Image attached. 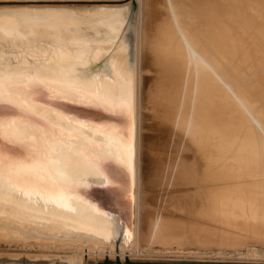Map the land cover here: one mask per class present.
<instances>
[{
	"label": "bare ground",
	"instance_id": "bare-ground-1",
	"mask_svg": "<svg viewBox=\"0 0 264 264\" xmlns=\"http://www.w3.org/2000/svg\"><path fill=\"white\" fill-rule=\"evenodd\" d=\"M0 1V41L13 26L93 37L118 43L115 63L127 70L134 35L135 88L131 234L117 247L100 229L0 206V247L32 251L0 252V264L138 263L142 251L264 244V0H137L133 34L131 0ZM151 20L162 53L147 61Z\"/></svg>",
	"mask_w": 264,
	"mask_h": 264
},
{
	"label": "water",
	"instance_id": "water-1",
	"mask_svg": "<svg viewBox=\"0 0 264 264\" xmlns=\"http://www.w3.org/2000/svg\"><path fill=\"white\" fill-rule=\"evenodd\" d=\"M11 28L0 41V206L100 229L118 247L134 220V35L120 70L118 43Z\"/></svg>",
	"mask_w": 264,
	"mask_h": 264
},
{
	"label": "rangeland",
	"instance_id": "rangeland-1",
	"mask_svg": "<svg viewBox=\"0 0 264 264\" xmlns=\"http://www.w3.org/2000/svg\"><path fill=\"white\" fill-rule=\"evenodd\" d=\"M144 36H145V38H146L145 40L147 42V46H146L147 56H148L147 61H151L152 60L151 56L154 57V55H155L154 52L162 53V50L160 49V47H161L160 42L158 40L159 34L157 31V25H155V23H152V20H151V24L144 26ZM149 52H151V54H149ZM147 61H145V63ZM143 64H144V62H143ZM142 68H143V66H142ZM142 152H144V149H142V147H141V153ZM141 246H142V244H141ZM28 251H29L28 249L15 248V247H9V246L0 247V252H28ZM29 252H32V251H29ZM138 253L139 252H136L135 256L137 255V256L141 257V255H142V257L145 256V258H146V260H140V262H144V261H147L150 259L156 260V259H167V258L197 260L198 258L201 257L203 260H214V261L215 260H228V261H235L236 260L237 262L238 261L240 262V260H241V262L255 261V262H263L264 263V244H260V243H247V244H244L240 247H223V246H218V245H217V247L216 246L208 247V246H202V245H188L187 247H185V249L182 252V254H184V256H180V257L179 256L177 257V255H180L181 253L177 254L175 252L169 254L171 256L166 255V256H160V257L157 256V254L154 251H142V252H140V255ZM147 253H149L151 255L148 256ZM195 258H197V259H195ZM117 262L118 261L115 260L111 264H117ZM150 262L157 263L154 260H151ZM167 262H165V263H167ZM168 263H173V262L169 261ZM120 264H126V263L124 262V263H120Z\"/></svg>",
	"mask_w": 264,
	"mask_h": 264
}]
</instances>
